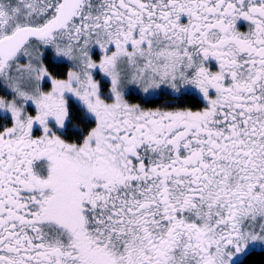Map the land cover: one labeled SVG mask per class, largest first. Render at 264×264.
<instances>
[{
  "label": "snow or ice",
  "instance_id": "obj_1",
  "mask_svg": "<svg viewBox=\"0 0 264 264\" xmlns=\"http://www.w3.org/2000/svg\"><path fill=\"white\" fill-rule=\"evenodd\" d=\"M0 264H264V0H0Z\"/></svg>",
  "mask_w": 264,
  "mask_h": 264
}]
</instances>
